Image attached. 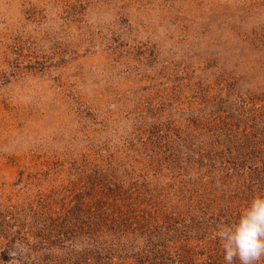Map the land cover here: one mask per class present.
Wrapping results in <instances>:
<instances>
[{
  "label": "rangeland",
  "instance_id": "obj_1",
  "mask_svg": "<svg viewBox=\"0 0 264 264\" xmlns=\"http://www.w3.org/2000/svg\"><path fill=\"white\" fill-rule=\"evenodd\" d=\"M257 195L264 0H0V264H226Z\"/></svg>",
  "mask_w": 264,
  "mask_h": 264
},
{
  "label": "clouds",
  "instance_id": "obj_2",
  "mask_svg": "<svg viewBox=\"0 0 264 264\" xmlns=\"http://www.w3.org/2000/svg\"><path fill=\"white\" fill-rule=\"evenodd\" d=\"M216 237L224 249L226 264H257L264 257V195L253 198L236 224L217 225Z\"/></svg>",
  "mask_w": 264,
  "mask_h": 264
}]
</instances>
